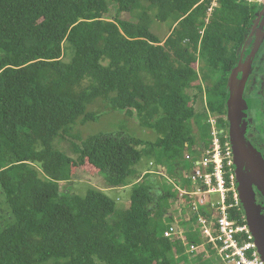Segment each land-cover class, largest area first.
I'll list each match as a JSON object with an SVG mask.
<instances>
[{
    "label": "trees",
    "instance_id": "trees-1",
    "mask_svg": "<svg viewBox=\"0 0 264 264\" xmlns=\"http://www.w3.org/2000/svg\"><path fill=\"white\" fill-rule=\"evenodd\" d=\"M210 8L211 0H0V188L10 218L0 264L188 261L164 236L170 200L180 196L154 194L153 175L179 178L190 168L187 151L210 150V118L230 128L224 86L264 6L218 0ZM154 21L173 22L164 40ZM193 95L202 98L194 110ZM97 99L158 137L92 135L73 143L75 157L59 151L72 125L96 119L88 107ZM143 157L156 167L133 183L128 210L96 189L61 194L87 164L108 188L125 187Z\"/></svg>",
    "mask_w": 264,
    "mask_h": 264
},
{
    "label": "built area",
    "instance_id": "built-area-1",
    "mask_svg": "<svg viewBox=\"0 0 264 264\" xmlns=\"http://www.w3.org/2000/svg\"><path fill=\"white\" fill-rule=\"evenodd\" d=\"M217 5L218 0H211L209 13ZM209 124L212 148L204 151L200 147L198 155L186 152L190 168L181 171L177 186L180 213L175 215L176 220L166 221L164 236L171 241L175 257L188 260L185 264H197L193 263L196 258L207 264H264L256 235L244 214L233 144L215 120L210 118ZM179 249L184 250L181 255Z\"/></svg>",
    "mask_w": 264,
    "mask_h": 264
},
{
    "label": "rangeland",
    "instance_id": "rangeland-1",
    "mask_svg": "<svg viewBox=\"0 0 264 264\" xmlns=\"http://www.w3.org/2000/svg\"><path fill=\"white\" fill-rule=\"evenodd\" d=\"M116 9H117L116 7H113L114 12L117 11ZM150 14L153 16L152 13ZM121 18L124 20H130L134 22L138 21L137 18L127 13H123L121 15ZM251 25L255 28L258 27L257 30H259L260 31L259 33L262 35H257V33H255L253 35L254 39L252 36V39L255 40L256 42L250 44L251 45L250 49H248V51L243 53L240 63L235 66L233 72L229 75L226 85L224 86L229 95L228 104L230 105V107L228 106V116L229 113H231V111L233 110V107L236 106L235 104H237L238 102L240 106V110L236 111L235 113L236 115H238V121H240V123H243L242 122L244 119L243 112L245 113L246 111L245 109L247 107V104L244 103L246 107L244 106L245 108L243 110L242 101L246 102L247 100L246 96H249L250 98H252V96H254L255 98L264 96V44H263L264 43V11L260 12L257 22L253 21ZM172 26H173V22L171 21L166 23L154 21L153 24L151 25V31L154 34H156L161 40H164L169 35ZM252 70H253V74H252V79L250 80ZM193 93L195 94L194 91ZM244 94L246 96H244ZM189 101L192 109L194 110L198 108L199 103L202 101V98L198 97L197 99H194V95H193L192 99ZM232 105L233 107L231 108ZM88 111L94 112L96 114V119L94 121L87 122L86 124H82L81 122L75 123L74 125L71 126V132L67 139L59 138L55 142V147L59 151L66 154L67 156L75 157V155H73V143L75 144L77 143L80 145L82 141H85L87 138H89L92 135H100V134L109 135V134L124 133L125 136H133L145 141L148 140L155 141V139L158 137L156 132H154L153 130H149L141 127L138 120L132 119L131 117H128L123 113L113 112L111 108H109V105L102 99H97L92 105L88 107ZM211 119L215 120L214 118ZM208 121L210 122V119ZM263 121H264L263 115L259 114V116H257L256 119L250 121L251 122L250 124L254 125L258 123L259 126L258 128H260L261 122ZM192 122L194 125L193 128L194 132L196 135H198V129L195 124L196 121L193 119ZM239 128H241V132L239 133L241 134L245 144L249 147L250 151L256 154L257 150H254V147L252 148V145L246 141L247 138L245 137L246 135L245 126H243L242 128V125H240L238 126V129ZM226 135L229 134L226 132ZM240 141L242 140L240 139ZM140 149H142V147ZM251 156L255 157L254 155ZM151 163L153 164L151 165ZM241 165H244V161L240 156L236 167L240 169ZM255 165L260 172L264 173V162L255 161ZM155 167H156V163L154 160L152 159L148 160L146 157H143L141 162L134 167V172H135L134 177L132 176L127 186L117 189H110L107 187L104 174L101 171L94 168L92 165L87 164L86 167L77 170L76 176L74 177L73 181L63 182L61 184V194L63 196H69L73 194L86 196L89 190L96 189L102 191L107 196H109L110 198H112L117 202V211L128 210L131 205V194H132L133 183L143 178L142 176L145 172H147L148 170L155 169ZM259 171L252 172L250 167H247L245 172L247 174H250L251 180L260 181L262 184H264V180L260 177V175H258L260 174ZM153 180L155 183L154 194L163 195V194H167L170 191H173L177 193L179 196L177 186L178 184L181 183V177L179 178L176 177V179L171 177L169 178L167 176V172L163 170L161 171V173L159 172L158 175L157 174L153 175ZM259 190H264V185H262ZM170 203L172 204V206L168 208L169 218H167L166 221H170V218H172V220L174 219L176 220L175 215H178L177 213H180V210L178 209L179 203L177 201V197L174 200H170ZM254 218L258 219L255 216ZM181 219L182 217L179 218V221L180 223H183ZM9 224H10V218L8 215L6 198L0 188V230L5 229ZM110 245L113 246L115 249L119 250V243L116 239H112L110 241ZM259 249L260 252L262 253L260 245H259ZM179 250L181 252V249ZM183 252H181L180 255ZM193 263L207 264L206 262L204 263L202 259L199 258L194 259Z\"/></svg>",
    "mask_w": 264,
    "mask_h": 264
},
{
    "label": "flooded vegetation",
    "instance_id": "flooded-vegetation-1",
    "mask_svg": "<svg viewBox=\"0 0 264 264\" xmlns=\"http://www.w3.org/2000/svg\"><path fill=\"white\" fill-rule=\"evenodd\" d=\"M256 22H257V20H256ZM251 27H252V33L249 36L248 43L245 45V47L242 51L241 57H242L243 53H245L246 51H248V49H250V47H251L250 44H252L253 42H256L255 40H253L254 39L253 35L255 33H257V35H262L259 33L260 31L257 30L258 27L257 28H255L253 26H251ZM252 36H253V39H252ZM241 57H240V60H241ZM240 60L237 64L240 63ZM252 74H253V70L251 71L250 80L252 79ZM250 80H249V82H250ZM244 96H246V95L244 94ZM228 98H229V95H228ZM246 99H247L246 102L242 101L243 110L246 107L244 103L247 104V107L245 109L246 111H245V113L243 112V117H244V119L242 121L243 123H239V124L242 125V128H243V126H245V128H246V130H245V132H246L245 137L247 138L246 141L252 145V148L254 147V150L258 151V152L256 151V154H254V152L250 151L249 147L246 146L247 149L249 150V153H250L249 156H250L251 160L254 163H255V161L264 162V121L261 122L260 128H258L259 127L258 123L254 124V125L250 124L251 123L250 121L256 119L257 116H259V114H262L264 117V96H261L258 98H255L254 96H252V98H250L249 96H246ZM227 103H228V99H227ZM258 109H260V110H258ZM227 119L229 120L228 114H227ZM229 122H230V120H229ZM224 132H227L230 135V139H231V123H230V128ZM239 132H241V128L239 129ZM251 155H254L255 157H252ZM243 161H244V165H241L240 169H238L236 167L235 173L238 174V176H241V179H243L244 183L247 182L249 184L250 189H251L252 194H253L252 198H253V202H254V203H251L250 208H249V205H248V208H246L245 205H243L244 206L243 210L246 214V217L249 218V221L251 223V227H252V229L256 235V239L260 245V248H261L262 252H264V245H263V243H264L263 242V240H264V190H259L261 188V186L264 184H262L260 181L251 180L250 174H247L245 171H246L247 167H250L252 172H254L255 170L251 167V165L247 161H245V160H243ZM237 180H238V177H237ZM238 186H239V183H238ZM245 187H248V185L246 184ZM239 189H240V186H239ZM240 195H241V193H240ZM254 216L257 217L258 219H255Z\"/></svg>",
    "mask_w": 264,
    "mask_h": 264
},
{
    "label": "water",
    "instance_id": "water-1",
    "mask_svg": "<svg viewBox=\"0 0 264 264\" xmlns=\"http://www.w3.org/2000/svg\"><path fill=\"white\" fill-rule=\"evenodd\" d=\"M263 6H264V0H261ZM264 11V9H263ZM236 106L233 107V105L231 106V108L233 107V110L231 111V113H229V120L231 123V142L233 144V148H234V153H235V159H236V165L238 164L239 161V157L241 156L243 160L247 161L251 167L255 170V171H259V169L256 167L255 163L251 160L250 156H249V150L247 149V145L245 144L242 136L239 134V129L238 126H240V121H238V115H236V111L240 110V106L237 102V104H235ZM228 106L230 107V105L228 104ZM242 141H240V139ZM260 177L264 180V173L260 172ZM238 183L240 186V193H241V197H242V204L245 205L246 208H250L251 203L253 202V194L252 191L250 189L249 184L246 182H243V179H241V176H238ZM246 184L248 185V187H245ZM249 220V219H248Z\"/></svg>",
    "mask_w": 264,
    "mask_h": 264
},
{
    "label": "bare ground",
    "instance_id": "bare-ground-1",
    "mask_svg": "<svg viewBox=\"0 0 264 264\" xmlns=\"http://www.w3.org/2000/svg\"><path fill=\"white\" fill-rule=\"evenodd\" d=\"M7 123V122H6ZM235 171H236V167H235ZM236 177H238V174H236ZM238 181V180H237ZM242 199V198H241Z\"/></svg>",
    "mask_w": 264,
    "mask_h": 264
},
{
    "label": "crops",
    "instance_id": "crops-1",
    "mask_svg": "<svg viewBox=\"0 0 264 264\" xmlns=\"http://www.w3.org/2000/svg\"><path fill=\"white\" fill-rule=\"evenodd\" d=\"M261 254H262V256L264 257V252H262Z\"/></svg>",
    "mask_w": 264,
    "mask_h": 264
}]
</instances>
